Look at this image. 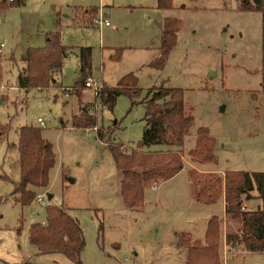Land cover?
Returning <instances> with one entry per match:
<instances>
[{
    "label": "rangeland",
    "instance_id": "374dc122",
    "mask_svg": "<svg viewBox=\"0 0 264 264\" xmlns=\"http://www.w3.org/2000/svg\"><path fill=\"white\" fill-rule=\"evenodd\" d=\"M156 1L25 0L0 8V124L10 126L0 131V264H76L57 251L39 252L29 241L30 224L43 222L46 206L53 204L63 205L82 227V264H185V243L203 239L208 217L222 215V194L213 204L194 197L189 169L220 175L230 169L264 172L261 13L241 9L240 0H172L171 7L152 14ZM92 5L98 6L95 15L75 9ZM99 12L108 14L112 25L99 29L92 21ZM171 16L180 22L176 42L162 67L149 65L159 54L163 20ZM55 29L68 48L61 72H53L47 87H18L24 52L44 46L46 33ZM79 46L91 47L90 77L115 85L133 72L141 93L119 94L109 109L90 87H81L80 94L68 92L80 76ZM161 84L183 89L185 109L194 119L181 145L152 143L144 150L180 149L185 164L169 179L146 186L141 208H128L120 194L121 174L96 131L102 127L126 151L137 148L145 125L144 97L149 87ZM85 103L94 105L95 122L75 126L72 117ZM23 125L39 127L55 152L48 185L36 188L43 203L35 197L21 204L11 194ZM199 126L207 127L215 140L214 162L188 153ZM251 199L249 209L264 205V199ZM246 200L243 195L242 209H248ZM239 225L228 217L222 222L223 264H264V250L226 243L225 236ZM180 235L187 242L178 243Z\"/></svg>",
    "mask_w": 264,
    "mask_h": 264
},
{
    "label": "trees",
    "instance_id": "16d2710c",
    "mask_svg": "<svg viewBox=\"0 0 264 264\" xmlns=\"http://www.w3.org/2000/svg\"><path fill=\"white\" fill-rule=\"evenodd\" d=\"M25 0H0V8L7 5L23 4ZM243 10H257L261 13L262 25V65L261 93L264 96V0H240ZM157 8H169L172 0H157ZM81 15L98 10V6L75 7ZM83 13V14H82ZM90 17V16H89ZM88 19V17H87ZM59 20V19H58ZM59 22V21H58ZM180 22L175 17H165L162 26L159 54L149 62V65L162 67L168 54L176 42ZM46 44L40 47H28L21 57L23 63L17 74V86L25 89L32 87H47L53 72L62 66V60L68 48L62 43L58 30L46 33ZM79 72L71 89L78 94L90 76L91 47L79 46ZM0 58V77H1ZM138 78L133 72L121 76L115 85L104 84L97 92L99 102L112 109L119 94L130 97L141 93ZM252 94L253 97H257ZM146 105L145 125L138 147L126 151L122 143H117L106 137V131L98 128V138L105 139L115 165L121 174L120 194L124 205L128 208H141L144 202V188L152 182L167 180L185 164L180 149L144 150L152 143H166L179 146L184 136L189 132L193 115L184 106L183 89L181 87L159 86L149 87L144 97ZM83 106L79 115H73L72 124L85 126L94 124L95 117ZM9 123L0 124V131L6 132ZM214 138L205 126L197 128L195 144L188 153L196 160L214 162ZM18 169L19 177L11 191L13 197L21 204L33 201L37 195V187H46L49 183L50 170L55 163V152L50 141L45 139L39 127L23 125L18 129ZM189 179L192 192L197 200L204 203L217 201L224 195L225 213L229 220H237L239 227L235 232H228L225 241L230 247L242 244L247 251L264 250V205L253 209H242V196L246 199L258 197L264 199V172L230 169L218 174L214 171L189 169ZM64 179L68 178L63 171ZM256 190V194H252ZM223 218L211 214L206 222L203 239H193L191 243L183 240L178 243L187 245L185 264H223L219 252L220 234ZM227 226V224H226ZM29 241L39 252H60L74 261L82 264L80 254L84 247V234L78 219L72 216L63 205H47L46 219L43 222H33L29 227Z\"/></svg>",
    "mask_w": 264,
    "mask_h": 264
},
{
    "label": "built area",
    "instance_id": "2783aa9c",
    "mask_svg": "<svg viewBox=\"0 0 264 264\" xmlns=\"http://www.w3.org/2000/svg\"><path fill=\"white\" fill-rule=\"evenodd\" d=\"M107 16L108 14L99 12L96 16H94L92 21L96 24L98 28L101 29L103 26L111 25V22ZM1 46H3V42L0 43V47ZM85 86L92 88L96 95L97 92L102 88L103 84L100 80L93 79L92 77L89 76L85 81ZM93 107L94 105L89 106V108L87 109L88 113L93 114ZM38 121L40 122V124H43V120L40 117L38 118ZM86 130L89 132V128H87ZM36 200L39 201L40 203H43V198L40 193H37Z\"/></svg>",
    "mask_w": 264,
    "mask_h": 264
},
{
    "label": "crops",
    "instance_id": "0c3cea01",
    "mask_svg": "<svg viewBox=\"0 0 264 264\" xmlns=\"http://www.w3.org/2000/svg\"><path fill=\"white\" fill-rule=\"evenodd\" d=\"M156 3H157V1H156ZM154 5H155V3H154ZM153 5V10H152V14H154V12H156V13H161V12H158V11H162V10H165V9H167V8H157V7H155ZM105 9V8H104ZM108 9V8H107ZM107 9H105V10H107ZM154 9H155V11H154ZM108 11V10H107ZM151 11V10H150ZM162 15H164V13H162ZM151 16L149 15V18H150ZM164 17V16H163ZM172 17V16H171ZM112 25V24H111ZM106 26H110V25H106ZM103 27H105V26H103ZM102 27V28H103ZM100 29V28H99ZM59 72H61V68H60V71ZM60 75V74H59ZM58 79V78H57ZM102 83H106V81L105 80H100ZM69 90H73V89H67V91L69 92ZM75 91V90H74ZM66 94H67V92H66ZM91 104H89V103H85V104H80V106H79V110H78V112H80L81 111V109H82V107L83 106H90ZM0 140H1V138H0ZM203 171L204 172H206V171H211V169H203ZM223 173V172H222ZM18 177H19V169H18ZM188 181H189V183H190V179H188ZM252 198V197H251ZM251 198H249L248 200H246V203H245V205L247 206V208L249 209V208H251L250 206H252L251 205V203H250V200H252ZM219 201H220V205H221V214L222 215H220L222 218H223V220L224 221H226V218H227V215H226V213H225V200H224V195L222 194L221 195V197H220V199H218ZM213 203H215V202H213ZM213 203H210V204H213ZM260 205V204H259ZM252 208H255V207H252ZM213 214V213H212Z\"/></svg>",
    "mask_w": 264,
    "mask_h": 264
}]
</instances>
